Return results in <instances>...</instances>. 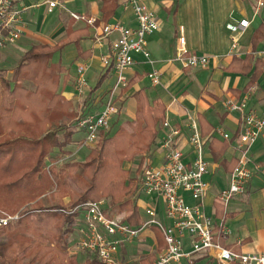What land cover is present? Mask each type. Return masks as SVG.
<instances>
[{"label": "crops", "instance_id": "1", "mask_svg": "<svg viewBox=\"0 0 264 264\" xmlns=\"http://www.w3.org/2000/svg\"><path fill=\"white\" fill-rule=\"evenodd\" d=\"M16 1L19 7L26 8L22 13L25 31L14 44L0 49V70L7 77L11 76L18 58L33 44L60 46L53 53L51 62L60 63L65 69L60 76L59 91L70 101L71 110L75 112L73 119L63 118L61 121L73 130L71 143L65 147L68 152L65 157L83 148L91 150L94 146L83 145V133L73 127V121L83 111L101 109L105 91L115 80L112 67L104 68L101 57L109 53L110 43L117 38V34L114 32L98 43L93 37L95 29L84 21L74 20L69 12L94 16L99 33L100 26L115 22L134 28L136 20L128 0H110L107 5L104 0H59V5L51 13L46 12L44 0ZM139 1L153 12L159 29L146 37L149 59L135 54V63L125 71L127 84L118 93V111L109 122L110 134L119 126L130 130L128 122L135 119V93L138 90H143L150 102L157 101L164 105V119L179 131L175 139L185 163L191 161L188 139L192 132L190 125L195 123L205 139L204 154L208 171L204 175L207 184L204 212L216 225L214 241L232 251L260 253L264 251V172H256L247 182L244 193L230 200L226 207L220 204L217 197L229 185L237 153L233 138L225 140L215 129L220 128L232 136L240 130L241 116L238 112L226 110L227 99H246V109H253L264 118V60L253 55L255 51H264V7L256 9V0ZM105 10L107 14H104ZM242 19H247L249 24L243 33L236 35L238 53L234 54L232 34L226 24ZM180 28L184 44L179 43ZM71 31L76 33L69 34ZM80 32L84 34L77 41L75 36H79ZM182 46L188 52L209 56L208 66L183 68L175 60L178 48ZM80 64L87 65L85 76L89 88L85 96H79L75 87L76 68ZM152 69L160 73V83L157 85H153L147 77ZM249 85L251 87L247 89ZM165 134L166 130L160 125L147 158L137 156L131 162H124L123 166L130 171V175H133L141 160L156 166L162 162L164 151L160 144ZM250 156L254 164L264 167V136L252 145ZM133 188L131 200L138 209L141 223L147 220L144 207L154 204L157 218L165 225L171 224L164 216L160 198L141 192L134 182ZM180 193L186 204H195L189 193ZM119 213L112 216L130 224L126 220L130 211ZM221 230L223 236H219ZM73 235L75 232H72ZM164 249L161 230L149 225L138 238L121 243L117 257L128 264H150ZM190 250L188 237L185 236L183 252ZM181 264L222 263L208 253H194L189 261L182 258Z\"/></svg>", "mask_w": 264, "mask_h": 264}, {"label": "trees", "instance_id": "2", "mask_svg": "<svg viewBox=\"0 0 264 264\" xmlns=\"http://www.w3.org/2000/svg\"><path fill=\"white\" fill-rule=\"evenodd\" d=\"M59 48L33 44L18 58L11 76L0 70V216L19 214L0 225V264H102L87 251L79 253L87 256L83 261L68 254L67 238L78 214L74 208L86 202L107 198L120 212L130 211V225L141 224L131 200L133 178L123 163L150 152L165 118L164 105L136 91L130 130L119 126L112 134L101 131L83 160H71L55 171L56 162L47 165V159L55 148L68 153L64 147L71 143L73 130L61 121L75 116L59 91L65 69L51 62ZM60 125L61 137L51 131Z\"/></svg>", "mask_w": 264, "mask_h": 264}, {"label": "built area", "instance_id": "3", "mask_svg": "<svg viewBox=\"0 0 264 264\" xmlns=\"http://www.w3.org/2000/svg\"><path fill=\"white\" fill-rule=\"evenodd\" d=\"M43 3L46 12L51 13L59 5V0H44ZM127 3L135 16L136 27L134 28L115 22L100 26L99 33V25H95L94 16L69 12L74 20L84 21L95 29L93 37L98 43L114 32L117 34V38L110 43L109 53L101 57L102 66L112 67L115 73L114 83L105 91L101 109L83 111L73 121V127L83 133V145L86 147H93L98 141L99 133L109 127L112 116L118 111L116 105L118 93L127 84L125 71L135 63V54H141L149 59L146 37L159 29L155 15L144 3L139 0H128ZM261 7H264V0H256L255 8ZM24 10L26 8L19 7L16 0H0V49L14 44L23 35L25 22L22 19V13ZM248 24L247 19L227 22L226 28L232 34V53H238L236 35L243 33ZM178 39L180 44H184L181 28ZM253 55L264 60V51H255ZM175 60L183 68H204L208 66L209 56L188 52L182 46L178 48ZM86 70V64H80L76 68L75 87L79 96H85L89 88L85 76ZM147 77L153 85L160 83V73L157 69L148 72ZM94 101L96 102V97ZM225 108L229 112H238L241 116V124L235 136L220 128L215 129V132L223 139L233 138L237 153L235 166L230 173L229 185L217 197V201L224 207L234 197L244 193L247 182L256 172H264V167L254 164L250 156L252 145L264 136V118L253 109H246V99L240 101L227 99ZM161 126L166 130L160 144V148L164 151L163 160L157 166L149 162L142 165L137 188L145 194H155L161 199L164 216L171 221V224L165 225L157 218L154 204L144 207L147 220L139 226H132L120 218L108 216L103 201L86 202L74 208L78 214L73 229L75 236H72L70 242L71 253L87 251L95 254L102 264H128L117 257L120 244L138 238L146 226L153 225L161 230L165 249L150 264H181L182 258L189 261L194 253H208L222 264L231 262L264 264V251L241 253L229 250L214 241L216 225L204 212V197L207 191L204 175L208 171L204 154L205 139L197 125L195 123L190 125L192 131L188 139L191 147L190 163L183 162L182 152L175 139L179 131L176 128L173 129L166 119ZM180 192L189 193L195 204H186ZM18 218V213H3L0 216V225H7ZM220 233L223 235V230ZM185 236L188 237L191 246L188 252H183Z\"/></svg>", "mask_w": 264, "mask_h": 264}, {"label": "rangeland", "instance_id": "4", "mask_svg": "<svg viewBox=\"0 0 264 264\" xmlns=\"http://www.w3.org/2000/svg\"><path fill=\"white\" fill-rule=\"evenodd\" d=\"M91 72L92 71H90V73H89V75L91 74ZM93 82V81H92ZM25 85H27V86H29L30 84L28 83V82H25L24 83ZM109 127H110V125H109ZM107 128V130H109L110 128ZM51 131H54V132H56L57 133V135L58 136H60L61 137V135H62V132H63V126H53V128L51 129ZM111 132V131H110ZM97 144V143H96ZM96 144L94 145V147L96 146ZM54 150V149H53ZM52 150V152L50 153V155H49V157H48V159H47V165H50L51 164V162H56V167H55V171H58L57 169H59L61 166H63L66 162H69V161H71V160H83V158L89 153V149L88 148H83V149H81L80 151H77V152H75L74 154H71V155H69L68 157H65V154L63 153V149L62 150H59V149H57V148H55V151H53ZM64 150H65V147H64ZM145 156V157H144ZM147 156H148V154H145V155H143V156H141V157H144V158H147ZM142 159V158H141ZM60 162V163H59ZM125 162H127V161H125ZM131 162V161H130ZM144 164V162L141 160V162H140V164L137 166V167H135V170H134V172H133V175H130L131 176V178H133V182H134V184L137 186V184H138V178H139V175H140V172H141V167H142V165ZM123 165H124V163H123ZM128 167H130L131 168V166H129L128 165ZM44 170H46L48 173H50V169H48V167H45V169ZM130 172V171H129ZM101 181V180H100ZM101 201H104L105 202V204L106 205H104V203H103V206L105 207V209H106V211H107V215L108 216H115V215H118V214H120L119 213V207L118 206H112V205H109V202H108V200H107V198L106 199H101ZM73 232V231H72ZM72 232L70 233V235L68 236V238H67V241H68V254L69 255H74V256H76L77 257V259L79 260V261H83V260H85V258H87V256L86 257H84V256H81L82 254H73V253H71V251L69 250V248H70V242H71V238H72ZM89 257V256H88ZM89 258H91V256L89 257Z\"/></svg>", "mask_w": 264, "mask_h": 264}]
</instances>
